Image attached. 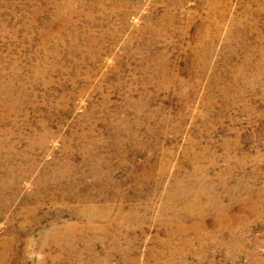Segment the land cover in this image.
<instances>
[{
	"label": "rangeland",
	"instance_id": "1",
	"mask_svg": "<svg viewBox=\"0 0 264 264\" xmlns=\"http://www.w3.org/2000/svg\"><path fill=\"white\" fill-rule=\"evenodd\" d=\"M0 264H264V0H0Z\"/></svg>",
	"mask_w": 264,
	"mask_h": 264
},
{
	"label": "bare ground",
	"instance_id": "2",
	"mask_svg": "<svg viewBox=\"0 0 264 264\" xmlns=\"http://www.w3.org/2000/svg\"><path fill=\"white\" fill-rule=\"evenodd\" d=\"M186 192V191H185ZM185 200V199H184Z\"/></svg>",
	"mask_w": 264,
	"mask_h": 264
}]
</instances>
